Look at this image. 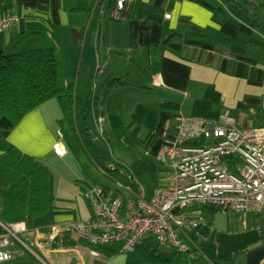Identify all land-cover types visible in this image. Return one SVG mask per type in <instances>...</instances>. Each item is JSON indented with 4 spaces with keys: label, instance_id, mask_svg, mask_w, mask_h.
<instances>
[{
    "label": "crops",
    "instance_id": "1",
    "mask_svg": "<svg viewBox=\"0 0 264 264\" xmlns=\"http://www.w3.org/2000/svg\"><path fill=\"white\" fill-rule=\"evenodd\" d=\"M246 1L264 13V0ZM108 3L106 0L107 7L97 13L92 9V0H0V15L10 10L19 17L0 33V46L13 38V28L19 33L27 27L43 26L52 34L56 32V43L68 35L67 43L78 53L77 81L73 83L76 100L83 106L92 102L89 99L95 64H103L104 72H100L95 89L97 96L100 89L103 94L108 90L107 96L98 101L96 98L92 104L106 122L102 126L105 144L117 138L128 154H112L111 160L129 167L146 159L137 163L136 170L131 168L149 194L155 186L167 183L171 159L164 161L155 152L171 141L180 115L210 116L221 123L228 116L241 127H264V29L235 16L223 0H126L119 18L110 16L112 6ZM167 11L170 18L164 16ZM207 27L255 38L257 42L237 44L201 38L198 34ZM64 44L57 43L60 54ZM120 101L125 103L123 108ZM125 107L128 116L117 132L115 122L109 120L107 124L105 115L107 111L118 114ZM58 112V101L49 99L17 125L0 126V137L41 159L65 156L67 152L59 155L52 147L60 139L67 148ZM81 116L77 110L76 120ZM102 185L112 193L127 195L118 183L114 188ZM82 209V217L77 218L92 216L91 206ZM180 214L197 221L184 235L196 250L178 255L173 264H246L247 253L264 245V208L233 212L191 203L182 207ZM72 217L76 216L59 208L52 223ZM0 221L7 222L3 218ZM161 248L171 250L166 245ZM115 249L108 264H151L133 258L134 251Z\"/></svg>",
    "mask_w": 264,
    "mask_h": 264
},
{
    "label": "built area",
    "instance_id": "2",
    "mask_svg": "<svg viewBox=\"0 0 264 264\" xmlns=\"http://www.w3.org/2000/svg\"><path fill=\"white\" fill-rule=\"evenodd\" d=\"M97 1L98 10L103 12L106 0ZM125 1L115 0L111 17L121 15ZM164 16L170 18V11ZM18 19L16 12L5 11L0 15V33ZM224 118L221 123L204 115L178 117L171 141L161 144L155 152L164 161L171 159L167 183L155 186L150 194L131 167L110 160L103 168L110 175L119 173L120 177L113 178L127 195L112 193L100 183L91 185L84 192L91 203L90 218L72 217L47 226L0 221V261L30 251L43 264H108L112 252L106 244L132 252L147 234L154 235L161 243L186 249L183 234L197 221L181 215L182 207L199 203L233 212L261 210L264 208V127H241L231 117ZM96 128L99 135L94 138L107 143L98 122ZM52 147L59 155L67 152L60 139ZM31 231L42 254L21 235Z\"/></svg>",
    "mask_w": 264,
    "mask_h": 264
},
{
    "label": "trees",
    "instance_id": "3",
    "mask_svg": "<svg viewBox=\"0 0 264 264\" xmlns=\"http://www.w3.org/2000/svg\"><path fill=\"white\" fill-rule=\"evenodd\" d=\"M96 1L92 0V4L95 5H92V9L99 13L97 5L99 1ZM223 1L235 16L264 29V13L249 6L246 0ZM114 5L115 0H109L108 6ZM106 7L107 5L104 9ZM198 35L211 41L218 39L237 44L257 42L255 38L232 36L209 27ZM51 98H56L60 102L68 116V109L73 110L76 105L74 83L67 81L64 76V65L52 33L43 26L27 27L10 39L7 45L0 46V126L9 128L17 125L30 111ZM89 100L92 102L84 106L82 117L84 125L79 133L81 140L88 144L85 146L86 150L93 153L96 156L93 157L94 160L104 167L105 162L103 163L101 159L99 148L90 145L92 133L89 131L87 120L90 119V114L98 112L93 105L94 98L90 97ZM0 143L2 218L7 222L24 220L27 225L32 226L40 215L56 207L49 188V168L40 157L21 151L2 137ZM137 163L131 166L134 170ZM51 223L47 222L45 226ZM183 240L188 246L186 249L161 243L154 235L147 234L137 245L132 257L151 264H173L178 255L196 250L186 238ZM162 245L170 246L171 250H163ZM114 246L116 245L109 247L108 250L115 251L117 246Z\"/></svg>",
    "mask_w": 264,
    "mask_h": 264
},
{
    "label": "rangeland",
    "instance_id": "4",
    "mask_svg": "<svg viewBox=\"0 0 264 264\" xmlns=\"http://www.w3.org/2000/svg\"><path fill=\"white\" fill-rule=\"evenodd\" d=\"M18 35V31L16 28H13L11 31V36L16 37ZM53 36H56V32L54 31ZM64 35V34H63ZM56 38V37H55ZM2 42L3 39L1 38ZM68 35H64L61 39H58L57 43H65L62 47V53L60 57L62 59L64 65V76L67 81L74 82L76 79V70H77V57L78 53L75 52L74 47L67 43ZM95 74H93L91 79V84L93 87H90L91 93L90 97L94 98V100H102L105 96H107L108 90L103 94L100 89V93L96 95V87H97V78L100 77V72H104L103 64H100V68H98V64H95ZM96 84V85H95ZM95 85V87H94ZM79 96L81 94L79 93ZM117 96H120L119 94ZM78 99V98H77ZM51 100L58 101L56 98H51ZM48 101V100H47ZM100 102V101H99ZM61 113L58 112L59 118L62 121V128L64 130V134L66 138H64V142L67 146V154L65 156H56V157H48V159H43V162L47 164L50 176H49V188L51 193L53 194V204L56 207L49 209L47 212L39 216V219L36 221L39 223L38 225L45 226V223L52 222L56 219V210H67L72 212V214L76 217H82L81 210L89 209L91 204L84 195L85 189L89 188L91 185L100 183L111 185L113 188L117 187V181L113 178V176H119L117 173L108 174L105 172L103 166H100L98 162L94 160L93 153H90L86 150L88 146L85 141L81 140L80 137V129L84 125V121L82 119L84 114V106L81 103H78L76 100V105L73 110L68 109L69 114L66 116L65 110L61 107L60 102L58 101ZM53 105V104H52ZM120 107L123 108L125 103L120 101ZM93 106V105H92ZM77 110L80 120L77 121ZM73 112V113H72ZM108 113L105 115L108 122L111 120L113 123L115 122V130L118 132L124 127V121L128 116V107L118 112V114L112 113V111H107ZM189 115L188 113H184ZM101 113L90 114V119H88V127L89 131L92 133V140L90 141L91 146H95L99 148V152L101 155V159L103 162H108L111 160L112 154L114 156L126 155V148L123 146L120 147V142L116 138L115 142L110 143V145L105 144L103 139L94 138L95 135H99V132L96 128V122L99 123L100 126H104L105 121H102ZM192 115V114H191ZM110 117V118H108ZM103 124V125H102ZM79 130V131H78ZM83 132V131H82ZM143 144H139L141 146ZM86 146V147H85ZM99 155V154H98ZM51 160V161H48ZM50 162V163H49ZM120 177V176H119ZM122 178V177H121ZM90 205V206H89ZM0 218H2V213L0 211ZM35 222V223H37ZM33 224L37 225V224ZM2 231V227L0 225V232ZM30 234V236H29ZM31 245L32 248L37 250L40 254L41 251L34 242L33 233H22L21 234ZM112 244H106V247H111ZM0 264H43L34 254L30 251H26V254L21 257H14L8 260L0 261Z\"/></svg>",
    "mask_w": 264,
    "mask_h": 264
},
{
    "label": "water",
    "instance_id": "5",
    "mask_svg": "<svg viewBox=\"0 0 264 264\" xmlns=\"http://www.w3.org/2000/svg\"><path fill=\"white\" fill-rule=\"evenodd\" d=\"M264 257V245L255 247L247 253L246 264H261Z\"/></svg>",
    "mask_w": 264,
    "mask_h": 264
}]
</instances>
